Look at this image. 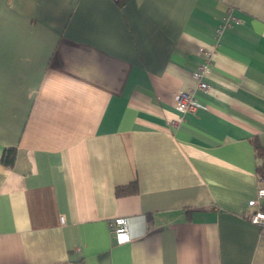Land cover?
I'll return each mask as SVG.
<instances>
[{
	"label": "crops",
	"instance_id": "0c3cea01",
	"mask_svg": "<svg viewBox=\"0 0 264 264\" xmlns=\"http://www.w3.org/2000/svg\"><path fill=\"white\" fill-rule=\"evenodd\" d=\"M256 140L264 0H0V264H264Z\"/></svg>",
	"mask_w": 264,
	"mask_h": 264
},
{
	"label": "built area",
	"instance_id": "2783aa9c",
	"mask_svg": "<svg viewBox=\"0 0 264 264\" xmlns=\"http://www.w3.org/2000/svg\"><path fill=\"white\" fill-rule=\"evenodd\" d=\"M233 21L239 22L236 17H232ZM231 21H229L230 23ZM205 56L208 57L207 60L212 58L214 50L202 48ZM209 71L208 64L205 63L199 66L194 72V77L198 81V88L204 91H208L209 85L205 81L206 75ZM175 102L184 112H192L197 111L198 109L207 108L205 105L201 104L194 96L192 90L184 91L180 90L175 93ZM264 200V179L260 181V185L258 188L257 195L254 199L249 201V206L256 207L255 211H248L245 213L246 218L253 224L260 228L261 232L264 235V210L262 207V201ZM62 223H64V219L62 218ZM111 234L115 244L123 245L129 243L132 240V236L130 233V220L128 217H117L113 219L111 224ZM67 264H73V262H69Z\"/></svg>",
	"mask_w": 264,
	"mask_h": 264
},
{
	"label": "trees",
	"instance_id": "16d2710c",
	"mask_svg": "<svg viewBox=\"0 0 264 264\" xmlns=\"http://www.w3.org/2000/svg\"><path fill=\"white\" fill-rule=\"evenodd\" d=\"M255 154L257 158V175L262 180L264 179V147L260 144L259 141L254 142ZM18 150L17 148H7L2 155V162L5 166L9 168H14L17 162ZM138 192V186L131 184L128 186L118 187V195H131ZM264 210V202L261 207ZM152 224L151 218L148 219V225Z\"/></svg>",
	"mask_w": 264,
	"mask_h": 264
}]
</instances>
